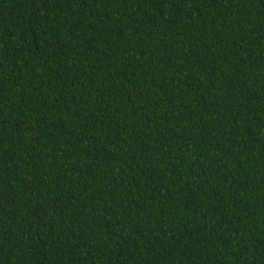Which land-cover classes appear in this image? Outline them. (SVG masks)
Returning <instances> with one entry per match:
<instances>
[{"label": "trees", "instance_id": "1", "mask_svg": "<svg viewBox=\"0 0 264 264\" xmlns=\"http://www.w3.org/2000/svg\"><path fill=\"white\" fill-rule=\"evenodd\" d=\"M0 264H264V0H0Z\"/></svg>", "mask_w": 264, "mask_h": 264}]
</instances>
